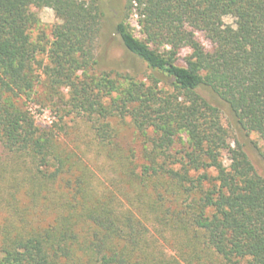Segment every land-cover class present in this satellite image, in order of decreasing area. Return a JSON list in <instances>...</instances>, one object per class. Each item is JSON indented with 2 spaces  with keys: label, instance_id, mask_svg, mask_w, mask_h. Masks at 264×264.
I'll return each instance as SVG.
<instances>
[{
  "label": "trees",
  "instance_id": "obj_1",
  "mask_svg": "<svg viewBox=\"0 0 264 264\" xmlns=\"http://www.w3.org/2000/svg\"><path fill=\"white\" fill-rule=\"evenodd\" d=\"M36 6L61 20L49 48L32 39ZM103 16L100 0H0V264H181L145 222L186 264H264V176L204 94L242 135L264 137V0H126L116 29L154 85L97 71ZM43 83L50 101L71 95L57 127L38 125L26 102ZM71 113L110 185L69 145ZM117 117L142 136L140 155L122 145Z\"/></svg>",
  "mask_w": 264,
  "mask_h": 264
},
{
  "label": "rangeland",
  "instance_id": "obj_2",
  "mask_svg": "<svg viewBox=\"0 0 264 264\" xmlns=\"http://www.w3.org/2000/svg\"><path fill=\"white\" fill-rule=\"evenodd\" d=\"M112 1V2H111ZM100 0L104 16L101 24V31L96 40L95 55L98 60L97 71H106L112 73V76H116L117 72L124 74H130L138 81H144L147 85H154L153 76L158 74L148 65L147 62L130 52L121 40L120 34L116 29L117 22L124 16V9L126 0ZM34 11L40 18V25L35 27L31 34L32 39L35 41H42V45L49 48L51 42L54 39L52 30L55 24L61 22L57 17L55 10L50 6L33 7ZM131 24L136 28L134 31L136 35L141 36L137 25V16L131 15L129 18ZM226 22H234L232 16L225 17ZM203 39V37H202ZM208 44V43H207ZM188 54V50H184L182 58L179 63L185 64L183 56ZM38 58L44 62H47V54L40 53ZM37 73L41 74V79L45 81V76L41 73V69H36ZM158 88L162 91L171 92L173 89L165 82H159ZM47 87L43 84L38 85L37 92L32 95L31 99H26L29 108L35 115L36 122L43 128H49L52 126L57 127L61 123L59 115L62 111L58 108V105L68 101L70 93L68 89L63 90V101L58 96L50 101L46 99ZM204 94L213 99L217 104L221 106V120L224 126L229 130V140L233 145L236 144V140H239L243 144L247 151L251 161L253 162L257 172L264 176V137L257 132H251L249 135H242L236 128L229 110L221 100L212 97L207 91ZM65 105V104H63ZM68 107V106H66ZM69 126L68 143L70 146L74 145L77 141L80 142L82 152L79 154L84 159V162L94 172L96 180L103 184L110 185L112 178H114L113 172L109 167V163L105 161V155L97 152V147L92 143V131L89 129L85 118L75 113H71L65 119ZM113 125L120 132V140L125 149L133 148L136 150V154L140 155L142 152V136L137 133L135 127L131 125L130 118L122 119L117 117L113 119ZM82 137V139H78ZM88 141L90 147H87ZM181 147V143H177L176 149ZM225 162L229 163L227 157ZM150 229V233L157 237L160 242L161 248L164 250L167 258H172L180 261L181 264H186L185 260L181 256L179 250L172 245L169 241H165L158 235L156 229L148 222H145Z\"/></svg>",
  "mask_w": 264,
  "mask_h": 264
}]
</instances>
